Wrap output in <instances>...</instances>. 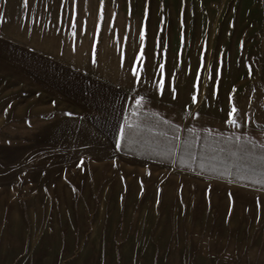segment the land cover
I'll use <instances>...</instances> for the list:
<instances>
[{"label": "rangeland", "instance_id": "374dc122", "mask_svg": "<svg viewBox=\"0 0 264 264\" xmlns=\"http://www.w3.org/2000/svg\"><path fill=\"white\" fill-rule=\"evenodd\" d=\"M92 1L91 23L117 22L102 46L127 112L178 144L204 128L264 142V0ZM1 95L0 264H264L263 190L122 156L69 114L40 129Z\"/></svg>", "mask_w": 264, "mask_h": 264}, {"label": "crops", "instance_id": "0c3cea01", "mask_svg": "<svg viewBox=\"0 0 264 264\" xmlns=\"http://www.w3.org/2000/svg\"><path fill=\"white\" fill-rule=\"evenodd\" d=\"M93 4L0 0V91L14 100L7 104L17 105V119L40 116L43 129L69 114L90 139L117 142L128 90L115 81V64L102 46L103 29L117 22L91 23Z\"/></svg>", "mask_w": 264, "mask_h": 264}, {"label": "trees", "instance_id": "16d2710c", "mask_svg": "<svg viewBox=\"0 0 264 264\" xmlns=\"http://www.w3.org/2000/svg\"><path fill=\"white\" fill-rule=\"evenodd\" d=\"M144 112L136 103L127 112L118 146L122 156L174 165L191 173L192 164L204 166L203 174L194 173L264 191V142L204 128L184 129L178 144L180 128L175 134L166 119Z\"/></svg>", "mask_w": 264, "mask_h": 264}, {"label": "snow or ice", "instance_id": "6c2138e0", "mask_svg": "<svg viewBox=\"0 0 264 264\" xmlns=\"http://www.w3.org/2000/svg\"><path fill=\"white\" fill-rule=\"evenodd\" d=\"M233 111H235V109H233ZM233 123H234V121H233Z\"/></svg>", "mask_w": 264, "mask_h": 264}]
</instances>
